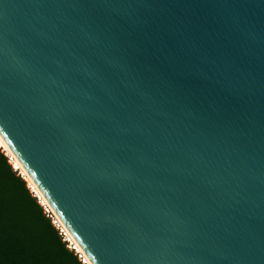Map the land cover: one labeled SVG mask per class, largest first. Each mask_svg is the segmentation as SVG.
<instances>
[{
	"label": "water",
	"instance_id": "95a60500",
	"mask_svg": "<svg viewBox=\"0 0 264 264\" xmlns=\"http://www.w3.org/2000/svg\"><path fill=\"white\" fill-rule=\"evenodd\" d=\"M0 148L84 264H264V0H0Z\"/></svg>",
	"mask_w": 264,
	"mask_h": 264
},
{
	"label": "trees",
	"instance_id": "16d2710c",
	"mask_svg": "<svg viewBox=\"0 0 264 264\" xmlns=\"http://www.w3.org/2000/svg\"><path fill=\"white\" fill-rule=\"evenodd\" d=\"M0 264H84L1 148Z\"/></svg>",
	"mask_w": 264,
	"mask_h": 264
},
{
	"label": "snow or ice",
	"instance_id": "6c2138e0",
	"mask_svg": "<svg viewBox=\"0 0 264 264\" xmlns=\"http://www.w3.org/2000/svg\"><path fill=\"white\" fill-rule=\"evenodd\" d=\"M5 115V109L2 103H0V119H2Z\"/></svg>",
	"mask_w": 264,
	"mask_h": 264
}]
</instances>
